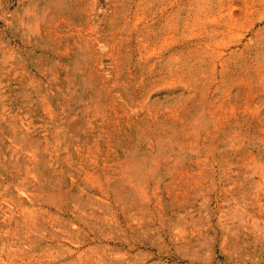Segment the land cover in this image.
Instances as JSON below:
<instances>
[{
	"label": "rangeland",
	"instance_id": "1",
	"mask_svg": "<svg viewBox=\"0 0 264 264\" xmlns=\"http://www.w3.org/2000/svg\"><path fill=\"white\" fill-rule=\"evenodd\" d=\"M0 264H264V0H0Z\"/></svg>",
	"mask_w": 264,
	"mask_h": 264
}]
</instances>
